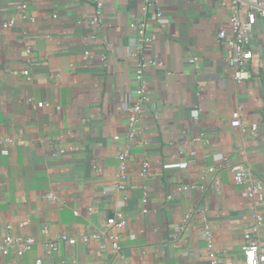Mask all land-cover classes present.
Listing matches in <instances>:
<instances>
[{"label": "crops", "instance_id": "obj_1", "mask_svg": "<svg viewBox=\"0 0 264 264\" xmlns=\"http://www.w3.org/2000/svg\"><path fill=\"white\" fill-rule=\"evenodd\" d=\"M97 15L94 0H0V241H36L0 264H209L206 224L215 246L240 258L253 219L226 166L239 161L231 123L242 115L260 127L246 164L264 185V20L251 36L250 77L237 82L216 39L230 15L220 0H155L148 15L141 0H105ZM140 23L156 36L145 56L163 65L147 69L150 101L119 189ZM111 218L124 229L106 232Z\"/></svg>", "mask_w": 264, "mask_h": 264}, {"label": "built area", "instance_id": "obj_2", "mask_svg": "<svg viewBox=\"0 0 264 264\" xmlns=\"http://www.w3.org/2000/svg\"><path fill=\"white\" fill-rule=\"evenodd\" d=\"M98 15L95 17L94 22H101V13L105 5V0H94ZM222 6L230 8V15L228 18L227 29H220L217 31L216 39L220 45L225 46L230 52L231 57L228 61V66L233 72V78L237 82L249 79V67L253 59V52L251 49V36L254 28L259 20H264V0H220ZM155 7V0H141V8L145 15H148ZM19 9L24 10L25 6L21 5ZM160 11L156 12V18L161 17ZM13 23H7L4 27H12ZM137 47L131 53L130 58L134 60L133 79L135 87L133 88L134 100L128 107L127 119V133L124 137V146L122 147L119 155V171L117 177L119 178V189H124L123 184L128 171V160L130 157L131 146L135 142L139 125L147 110V105L150 101L149 95V82L146 77V72L149 66H161L162 63L154 60H149L145 56L144 51L154 44L156 36L148 33L145 23H140L137 26ZM89 54L86 53L85 57ZM106 57L102 56V61L105 62ZM191 64H195V59L190 60ZM25 77L30 79V73L25 72ZM200 110L194 112L196 118ZM231 125L241 132L242 144L236 149L235 154L239 161L233 165H227L233 174L234 182L237 185H245L247 188V197L249 200L250 211L253 219V226L244 234V243L241 249V257H235L226 254L219 250L215 244L210 227L206 224L204 233L206 237V256L209 264H264V212L261 210L260 205L264 202V185L262 181L254 176V173L249 165L246 164L248 151L258 144L260 139V127L258 123L252 122L245 117L238 116L234 119ZM115 141H120L121 137L115 136ZM5 141L19 144L20 141L13 139H5ZM8 151H2V154L8 155ZM187 164H180L174 166H166V168H186ZM217 168H209L201 171V177L207 174H216ZM149 171V162L145 161L142 164L140 175L146 176ZM214 191L216 194L221 193V184L218 178H215ZM188 190L190 187H183ZM143 203L147 200L144 198ZM125 222L111 218L107 221L106 232L111 228L124 229ZM11 230V226L6 227ZM107 235V234H106ZM95 239H101V235H93ZM65 238H63L64 240ZM112 250L116 254L122 251L118 237L112 234L107 235ZM87 241V239H85ZM36 241L32 237L27 236H14L8 233L0 241V254L7 256L12 249H15L19 256L30 252L35 246ZM56 250L53 248V251ZM67 264H77L75 261H67Z\"/></svg>", "mask_w": 264, "mask_h": 264}]
</instances>
